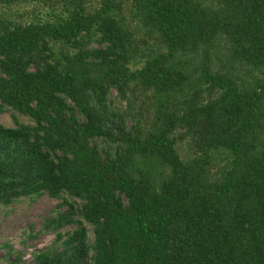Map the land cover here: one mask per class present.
<instances>
[{"label":"trees","instance_id":"1","mask_svg":"<svg viewBox=\"0 0 264 264\" xmlns=\"http://www.w3.org/2000/svg\"><path fill=\"white\" fill-rule=\"evenodd\" d=\"M7 111L0 205L66 206L10 264H264V0H0Z\"/></svg>","mask_w":264,"mask_h":264},{"label":"rangeland","instance_id":"2","mask_svg":"<svg viewBox=\"0 0 264 264\" xmlns=\"http://www.w3.org/2000/svg\"><path fill=\"white\" fill-rule=\"evenodd\" d=\"M0 123L14 124L9 111L0 114ZM60 204L61 199L44 194L0 205V264H10L18 254L23 260L31 261L34 252L50 247L55 234L42 231V224L54 212L66 209Z\"/></svg>","mask_w":264,"mask_h":264}]
</instances>
